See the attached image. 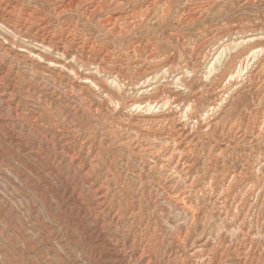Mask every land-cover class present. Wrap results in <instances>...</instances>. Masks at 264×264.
Segmentation results:
<instances>
[{
  "label": "rangeland",
  "instance_id": "1",
  "mask_svg": "<svg viewBox=\"0 0 264 264\" xmlns=\"http://www.w3.org/2000/svg\"><path fill=\"white\" fill-rule=\"evenodd\" d=\"M0 97V264H264V0H0Z\"/></svg>",
  "mask_w": 264,
  "mask_h": 264
},
{
  "label": "bare ground",
  "instance_id": "2",
  "mask_svg": "<svg viewBox=\"0 0 264 264\" xmlns=\"http://www.w3.org/2000/svg\"><path fill=\"white\" fill-rule=\"evenodd\" d=\"M165 1H166V0H165ZM71 7H72V6H71ZM97 8H98V7H97ZM95 9H96V8H95ZM145 15H146V14H145ZM124 18H125V17H124ZM120 19H121V18H120ZM121 20H123V19H121ZM105 23H106V22H105ZM119 26H120V25H119ZM113 28H114V27H113ZM116 28H117V27H116ZM128 29H129V28L126 27V29L118 30L116 33H115V32H114V33H115V35H119L120 33L128 32V31H129ZM120 36H121V35H120ZM58 44H59V43H58ZM60 45H61V44H60ZM54 46H55V45H54ZM61 46H62V45H61ZM61 46H60V47H61ZM63 46H64V45H63ZM66 46H67V45H66ZM47 48H51V47H50L49 45H47ZM64 48H65V47H64ZM66 48H67V47H66ZM66 48H65V49H66ZM11 49H12V48H11ZM48 50H51V49H48ZM66 50H67V49H66ZM51 51H52V50H51ZM57 51H58V50H57ZM49 52H50V51H49ZM52 52H53V51H52ZM47 53H48V52H47ZM56 54H57V53H56ZM1 55H2V54H1ZM7 55H8V54H7ZM7 55H6V56H7ZM67 55H68V54H67ZM38 56H39V55H38ZM57 56H58V55H57ZM77 56H78V55H77ZM47 57H48V56H47ZM1 58H2V57H1ZM37 58H38V57H37ZM45 58H46V57H45ZM76 58H78V57H76ZM40 59H41V58H40ZM63 59H64V57H63ZM65 59H66V62H67V60H69V58H66V55H65ZM79 59H80V58H79ZM1 60H2V59H1ZM46 60H47V59H46ZM74 60H75V57H74L72 60H70L69 62H67V64H69V66H70V65L72 64V62H76L77 59H76L75 61H74ZM43 61H44V60H43ZM77 61H78V60H77ZM84 61H85V60H84ZM16 62H17V61H16ZM45 62H46V61H45ZM49 62H51L49 66H51V65L53 64V66H55V67H58V65L62 63V62L60 63V61L58 62L57 60H55V59H53V58L50 59ZM67 64H63L64 70L67 68V67H66V66H68ZM86 64H87V63H86ZM65 67H66V68H65ZM84 67H85V66H84ZM60 68H61V67H60ZM82 68H83V67H82ZM90 68H91V66H90ZM90 68H89V70H92V69H93V68H91V69H90ZM68 69H70V70H72V71H75V70H76V69L74 70V68H73L72 66H71V67H68ZM72 71H71V72H72ZM10 72H11V71H10ZM90 72H91V71H90ZM101 72H102V71H101ZM48 73H49V72H48ZM76 73H77V72H76ZM76 73L73 74V75H75V77H76ZM78 73H79V72H78ZM78 73H77V74H78ZM88 73H89V72H88ZM143 73H144V72H143ZM77 76H78V78H80L81 80L83 79V77L81 76L80 73H79ZM99 77H100V76H99ZM115 77H116V76H115ZM19 78H20V77H19ZM76 78H77V77H76ZM81 80H80V81H81ZM84 81L86 82V80H84ZM111 81H112V80H111ZM73 82H74V81H73ZM11 89H12V88H11ZM56 89H57V88H56ZM82 90H83V89H82ZM96 90H97V89H96ZM65 91H66V90H65ZM102 91H103V90H102ZM15 92H16V91H15ZM39 95H40V94H39ZM108 96H109V95H108ZM62 97H63V96H62ZM85 97H86V96H85ZM0 98H1V97H0ZM23 98H24V97H23ZM59 98H60V96H59ZM63 99H64V97H63ZM63 99H62V100H63ZM71 100H72V99H71ZM39 101H40V100H39ZM148 102H149V101H148ZM76 103H77V102H76ZM102 103H103V102H102ZM142 103H143V102H142ZM172 103H173V102H172ZM175 104H176V103H175ZM59 105H60V104H59ZM135 105H136V107H137L138 109H141V105H140V104H139V105H138V104H135ZM146 105H147V104H146ZM155 105H156V104H155ZM104 106H105V105H104ZM131 106H132V105H131ZM64 107H65V106H64ZM143 107H144V106H143ZM192 108H193V107H192ZM81 109H82V108H81ZM81 109H80V110H81ZM15 110H16V109H15ZM191 110H192V109H191ZM154 111H155V110H154ZM188 111H189V110H188ZM186 112H187V111H186ZM19 115H20V114H19ZM180 117H181V116H180ZM18 118H19V117H18ZM96 118H97V117H96ZM8 119H9V118H8ZM142 120H143V119H142ZM180 122H181V121H180ZM64 123H65V122H64ZM67 123H68V121H67ZM94 124H95V123H94ZM157 124H158V123H157ZM12 126H13V125H12ZM92 126H93V125H92ZM155 128H156V127H155ZM169 128H170V126H169ZM78 130H79V129H78ZM172 131H173V130H172ZM13 135H14V134H13ZM155 136H156V135H155ZM178 136H179V135H178ZM181 139H182V138H181ZM51 140H52V139H51ZM174 140H175V139H174ZM50 142H51V141H50ZM53 142H54V141H53ZM53 142H51V143H53ZM112 144H113V143H112ZM173 144H174V143H173ZM177 145H178V144H177ZM67 146H69V144H68ZM90 146H91V145H90ZM65 147H66V146H65ZM69 148H70V147H69ZM165 148H166V147H165ZM63 149H64V148H63ZM66 150H67V149H66ZM139 151H140V149H139ZM141 151H142V150H141ZM166 151H167V150H166ZM73 152H74V151H73ZM172 152H173V151H172ZM157 153H158V152H157ZM63 154H64V153H63ZM152 154H153V153H152ZM155 154H156V153H155ZM158 154H159V153H158ZM172 154H173V153H172ZM68 155H69V154H68ZM64 156H65V155H63V158H65ZM69 156H70V155H69ZM71 158H73V157L71 156ZM127 158H128V157H127ZM68 159H69V158H68ZM73 159H74V158H73ZM71 160H72V159H71ZM71 160H70V161H71ZM75 160H76V159H75ZM112 160H113V159H112ZM71 162H72V161H71ZM73 162H74V161H73ZM73 162H72V163H73ZM179 162H180V161H179ZM89 165H90V164H89ZM82 166H83V165H82ZM151 166H152V165H151ZM90 167H91V166H90ZM79 169H81V168H79ZM80 171H81V170H80ZM88 172L90 173V171H88ZM81 173H82V171H81ZM88 175H89V174H88ZM88 175H87V179H88V177H89ZM80 176H81V175H80ZM84 176H85V174H84ZM83 178H84V177H83ZM236 178H237V177H236ZM85 180H86V178H85ZM179 180H180V178H179ZM89 181H90V180H89ZM150 181H151V180H150ZM183 181H184V180H183ZM234 181H235V180H234ZM83 182H84V181H83ZM95 185H96V184H95ZM100 185H101V184H100ZM149 185H150V184H149ZM232 185H233V184H232ZM89 186H90V185H89ZM97 186H98V185H97ZM249 187H250V186H249ZM98 188H99V187H98ZM80 189H81V188H80ZM225 189H227V188H225ZM99 190L102 191V188H101V189L99 188ZM104 190H105V189H104ZM106 190H107V189H106ZM106 190H105V191H106ZM187 190H188V189H187ZM94 191H95V189H94ZM97 192H98V190H97ZM99 192H100V191H99ZM102 193H103V192H102ZM105 193H106V192H105ZM108 194H109V193H108ZM94 195H96V194L94 193ZM94 195H93V196H94ZM135 195H136V194H135ZM179 195H180V194H179ZM101 196H102V195H101ZM108 196H109V195H108ZM184 197H185V196H184ZM184 197H183V198H184ZM96 198H98V197H96ZM100 198H101V197H100ZM102 198H103V197H102ZM102 198H101V199H102ZM108 198H109V197H108ZM210 198H211V197H210ZM98 199H99V198H98ZM106 199H107V198H106ZM226 199H227V198H226ZM95 200H96V199H95ZM239 200H240V199H239ZM262 200H263V199H262ZM96 202H97V201H96ZM96 202H95V203H96ZM98 202H99V201H98ZM108 202H109V201H108ZM100 203H101V201H100ZM102 204H103V203H102ZM156 204H157V203H156ZM225 204H226V203H225ZM96 205H97V203H96ZM98 205H100V204H98ZM98 205H97V206H98ZM111 205H113V204H111ZM116 205H118V204H116ZM113 206H114V205H113ZM143 206H144V205H143ZM86 207H87V206H86ZM100 207H101V205H100ZM100 207H99V208H100ZM109 207H110V206H109ZM109 207H108V208H109ZM111 207H112V206H111ZM218 207H220V206H218ZM90 208H91V207H90ZM119 208H121V207H119ZM91 209H93V208H91ZM96 209H97V208H96ZM100 209H101V208H100ZM110 209H111V208H110ZM89 210H90V209H89ZM113 210H114V208H113ZM115 210H116V209H115ZM115 210H114V211H115ZM91 211H92V210H91ZM95 211H96V210H95ZM104 211H105V210H104ZM216 211H217V210H216ZM70 212H71V211H70ZM92 212H94V211H92ZM96 212H99V211H96ZM117 212H120V209H118ZM117 212L115 213V215L117 214ZM99 213H101V211H100ZM152 213H153V212H152ZM173 213H174V212H173ZM93 214H94V213H92V215H93ZM97 214H98V213H97ZM97 214H96V215H97ZM109 214H110V213H109ZM82 215H83V214H82ZM92 215H91V216H92ZM94 215H95V214H94ZM106 215H107V213L105 214V216H106ZM99 216H100V215H99ZM122 216H123V215H122ZM125 216H126V215H125ZM148 216H149V215H148ZM193 216H194V215H193ZM103 217H104V216H103ZM95 218H96V217H95ZM243 218H244V217H243ZM260 218H261V217H260ZM93 219H94V218H93ZM98 219H99V218H98ZM102 219H103V218H102ZM113 219H114V218H113ZM119 219H121V218H119ZM123 219H124V218H123ZM129 219H130V218H129ZM100 220H101V218H100ZM103 220H104V219H103ZM93 221H94V220H93ZM126 221H127V219H126ZM107 222H108V221H107ZM111 222H113V221H111ZM100 223H101V222H100ZM115 223H116V222H115ZM119 223H120V222H119ZM126 223H128V222H126ZM89 224H90V223H89ZM96 224H97V223H96ZM105 224H106V223H105ZM108 224H109V222L107 223V225H108ZM112 224H113V223H112ZM123 226H124V225H123ZM126 226H127V225H126ZM126 226H125V228H126ZM101 227H104V225H103V226L101 225ZM101 227H98V228H101ZM105 227H106V226H105ZM105 227H104V228H105ZM113 227H114V226H113ZM186 227H187V226H186ZM257 227H258V226H257ZM94 228H95V227H94ZM117 228H119V227H117ZM120 228H122V227H120ZM88 229H91V228H88ZM237 229H238V228H237ZM98 230H100V229H98ZM101 230H102V228H101ZM105 230H107V229H105ZM126 230H127V229L123 230V232H126ZM184 230H185V229H184ZM188 230H189V229H188ZM83 231H84V230H83ZM90 231H91V230H90ZM87 232H88V231H87ZM93 232H94V231H93ZM98 232H99V231H98ZM103 232H106V231L103 230ZM90 233H91V232H90ZM94 233H95V232H94ZM106 233H107V232H106ZM143 233H144V232H143ZM147 233H148V232H147ZM182 233H183V232H182ZM248 233H249V232H248ZM100 234H101V232H100ZM100 234H99V236H100ZM108 234H109V233H108ZM173 234H174V233H173ZM73 235H74V234H73ZM88 235H90V234H88ZM91 235L93 236L94 234H91ZM95 235H96V234H95ZM109 235H110V234H109ZM171 235H172V233H171ZM241 235H242V234H241ZM92 236H91V238H92ZM97 236H98V235H97ZM97 236H96V237H97ZM124 236H125V235H124ZM165 236H166V235H165ZM252 236H253V235H252ZM105 237H106V236H105ZM170 237H171V236H170ZM172 237H173V236H172ZM225 237H226V236H225ZM94 238H95V237H94ZM94 238H93V239H94ZM97 238H98V237H97ZM97 238L95 239V241H97ZM111 238H112V237H111ZM140 238H141V237H140ZM142 238H143V237H142ZM246 238H247V237H246ZM251 238H252V237H251ZM99 239H100V238H99ZM106 239H107V238H106ZM102 240H104V239H102ZM128 240H129V239H128ZM136 240H137V239H136ZM141 240H142V239H141ZM185 240H186V239H185ZM197 240H199V239H197ZM104 241H105V240H104ZM138 241H140V240H138ZM235 241H236V240H235ZM99 242H100V241H99ZM102 242H103V241H102ZM108 242H111V241L108 240ZM132 242H133V241H132ZM141 242H142V241H141ZM145 242H146V241H145ZM145 242H144V243H145ZM149 242H150V241H149ZM153 242H154V241H153ZM171 242H172V241H171ZM197 242H198V241H197ZM105 243H106V242H105ZM111 243H113V242H111ZM133 243L135 244V242H133ZM133 243H132V244H133ZM199 243H201V246H205V244H206V243H209V241H208V242H205V241H203V240H200ZM100 244H101V243H100ZM130 244H131V243H130ZM141 244H142V243H141ZM146 244H147V243H146ZM209 244H210V243H209ZM230 244H231V243H230ZM108 245H109V244H108ZM108 245H106V246H108ZM111 245H112V244H111ZM111 245H110V246H111ZM116 245H117V244H116ZM139 245H140V244H139ZM149 245H151V244H149ZM162 245H163V244H162ZM166 245H167V244H166ZM183 245H184V244H183ZM231 245H232V244H231ZM99 246H100V245H99ZM99 246H98V247H99ZM106 246H104V247L102 246V247L105 248ZM134 246H135V245H134ZM147 246H148V245H147ZM214 246H215V245H214ZM220 246H221V245H220ZM263 246H264V245H263ZM100 247H101V246H100ZM112 247H113V245H112ZM117 247H118V246H117ZM117 247H116V248H117ZM227 247H228V246H227ZM238 247H239V246H238ZM116 248H113V249H116ZM133 248H134V247H133ZM140 248H141V247H140ZM140 248H139V249H140ZM150 248H151V247H150ZM213 248L215 249V247H213ZM117 249H118V248H117ZM117 249H116V250H117ZM135 249H136V247H135ZM135 249H134V250H135ZM144 249H145V247L143 248V251H144ZM248 249H249V248H248ZM134 250H133V251H134ZM140 250H141V249H140ZM145 250L147 251L148 248L145 249ZM106 251H107V250H106ZM109 251H111V250L109 249ZM120 251H121V250H120ZM120 251H119V252H120ZM148 251H149V250H148ZM152 251H153V250H152ZM152 251H151V252H152ZM214 251H215V250H214ZM102 252H103V251H102ZM111 252H113V251H111ZM123 252H124V251H123ZM130 252H132L131 249H130ZM139 252H140V251H139ZM151 252L149 253V255L151 254ZM106 253H107V252H106ZM120 253H121V252H120ZM120 253H119V255L122 254V253H121V254H120ZM132 253H133V252H132ZM143 253H144V254H148V253H145V252H143ZM153 253L156 254L154 251H153ZM178 253H179V252H178ZM115 254H116V253H115ZM125 254H127V252H125ZM135 254H136V253L134 252V255H135ZM144 254H143V255H139L140 258H141V260L143 261L142 264H157L156 262H154L155 259L153 260L151 257L148 258V259H147V258L145 259V258H144ZM112 255H113V254H112ZM116 255H117V254H116ZM123 255H124V254H123ZM156 255H157V254H156ZM89 256H90V255H89ZM124 256H125V255H124ZM127 256H130V255H126V257H127ZM132 256H133V254H132ZM132 256H131V257H132ZM135 256H136V255H135ZM170 256H171V255H170ZM104 257H105V256H104ZM147 257H148V256H147ZM154 257H155V256H154ZM156 257H158V256H156ZM164 257H165V256H164ZM175 257H176V256H175ZM179 257H180V255H179ZM181 257H182V256H181ZM106 258H107V257H106ZM108 258H109V257H108ZM114 258H115V255H114ZM116 258H117V257H116ZM120 258H121V257H120ZM128 258H129V257H128ZM132 258H133V257H132ZM159 258H160V257H159ZM173 258H174V257H173ZM173 258L170 259V260L172 261ZM112 259H113V258H112ZM130 259H131V258H129V260H130ZM220 259H221V258H220ZM114 260H115V259H114ZM139 260H140V259H139ZM159 260H161V259H159ZM170 260H169V261H170ZM198 260H199V259H198ZM108 261H109V259H108ZM110 261H111V260H110ZM116 261H118V260H116ZM116 261H115V262H116ZM120 261H121V260H120ZM171 261H170V262H171ZM175 261H176V260H175ZM211 261H212V260H211ZM125 262H126V261H125ZM128 262H129V261H128ZM135 262H136V261H135ZM135 262H134V263H135ZM164 262H165V261H164ZM164 262H163V263H164ZM176 262H177V261H176ZM200 262H201V261H200ZM232 262H233V261H232ZM137 263H138V260H137ZM161 263H162V262H161ZM165 263H166V262H165ZM177 263H178V262H177ZM202 263H203V262H202ZM239 263H240V262H239ZM126 264H127V262H126ZM158 264H160V261H159ZM173 264H174V262H173ZM182 264H183V263H182Z\"/></svg>",
  "mask_w": 264,
  "mask_h": 264
}]
</instances>
